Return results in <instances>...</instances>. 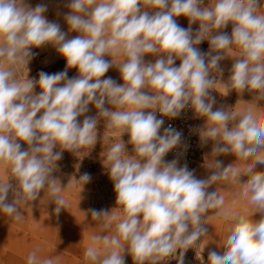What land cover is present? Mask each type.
Returning <instances> with one entry per match:
<instances>
[{
  "label": "clouds",
  "instance_id": "clouds-1",
  "mask_svg": "<svg viewBox=\"0 0 264 264\" xmlns=\"http://www.w3.org/2000/svg\"><path fill=\"white\" fill-rule=\"evenodd\" d=\"M66 7L68 31L78 33L71 39L46 18V5L33 8L26 0H0V63L7 65L0 66V162L11 166L14 178L0 182V212L19 219L18 203L36 201L47 188L58 214L65 200L52 175L57 161L63 151L93 148L103 120L105 129H117L121 137L128 134L132 154L122 139L106 153L103 166L123 218L114 234L93 238L107 251L101 254L90 246L85 259L91 264H125L127 251L135 264H160L179 253L177 264H184V253L207 234L209 210L224 204L223 196L209 192V187L227 179L233 168L215 160L211 175L198 179L186 165L165 161L181 133L169 127L161 134L164 120L156 114L175 118L191 107L206 121L199 134L202 142H213L211 155L233 154L251 161L243 176L247 179L241 181L243 195L261 214L259 219L236 216L218 246L222 251H209L207 264H264V170H258L264 166V108L253 104L239 115L224 107L213 110L215 98L210 96L217 82L213 74L222 73L220 62L232 58L228 93L248 91L264 97L262 0H215L211 5L205 0H69ZM178 17L187 18L188 28L177 23ZM194 23L199 24L195 32ZM229 24L230 34L223 31ZM205 40L209 50L202 53L198 45ZM46 45L66 60L65 71L41 72L38 80L18 79V67H27L33 59L32 49ZM234 47L238 57L230 55ZM148 55L155 61L146 62ZM117 56L124 59L114 63ZM113 66L122 84L104 78ZM72 68L78 75L68 78ZM89 105L96 116L86 115ZM89 180L88 174L80 178ZM91 216L104 220L105 230L116 219L112 210L93 209ZM27 264H39L36 252L29 254Z\"/></svg>",
  "mask_w": 264,
  "mask_h": 264
},
{
  "label": "rangeland",
  "instance_id": "rangeland-1",
  "mask_svg": "<svg viewBox=\"0 0 264 264\" xmlns=\"http://www.w3.org/2000/svg\"><path fill=\"white\" fill-rule=\"evenodd\" d=\"M26 2L31 6L35 7L38 4L46 5L47 11L45 15L50 16L53 14L54 16L60 15L62 17L63 14H67L69 9L66 7L69 0H26ZM205 3L211 5L215 3V0H205ZM177 23L183 27L188 28V20L185 17H178ZM61 27L63 23H60ZM199 27L198 23H194L192 25V30L195 32ZM232 27H227L223 29V31L228 34L231 33ZM67 33V32H66ZM78 35L76 32H69L67 38L71 39L74 36ZM199 50L202 53H206L209 50L208 41H202L198 45ZM33 59L29 62L27 67L25 65H20L17 69V78L24 80L27 78L38 80L39 73L45 72L48 74H54L63 72L66 69V60L57 52L56 48L52 45L47 47L33 48ZM49 60L48 56L51 57ZM105 59H111L110 57H105ZM124 59L122 56L114 57V63H119ZM156 57L148 55L145 57V61L154 62ZM180 63L179 60L176 61V66ZM0 66L7 67L6 64L0 63ZM78 75L77 69L72 68L67 70V77L73 78ZM111 77L118 84H122L123 81L121 79L120 73L118 69L113 66L109 69V71L105 74L104 78ZM35 93H39L41 89L37 86L34 89ZM213 91V90H211ZM259 95L257 96V98ZM260 99V98H259ZM107 106V105H106ZM88 116H96L97 110L93 105H89V112L86 113ZM83 116L78 119L82 122ZM122 139L127 145V151L129 154H132L131 145L127 144L129 140V136L127 133L120 136V132L117 129H105L104 121L98 124V141L92 147H83L75 153L70 151H63L62 158L57 161V168L53 172V176L58 179L61 191L59 195L65 200L64 208H61V211L57 214L55 212V203L52 201L48 194L47 188L44 191H41L38 199L39 205H37L38 209H43L44 213L49 214L57 218L56 220L51 218L52 222H41L39 227L43 230L45 237L52 236L51 240L54 244L56 255H52V249L47 251L44 250L43 255L39 256V262H43L47 259L55 260L57 264H90L91 262L85 259V251L89 247L87 244V237L92 235L93 237L99 235H112L115 233V225L119 222L120 219L123 218V211L120 206L116 205V193L114 191V185L111 179L109 178V174L107 172V168L103 166V162L106 156L108 149L117 142H120ZM27 145L22 144V150H26ZM59 148L55 149L58 151ZM166 162H171L172 160H165ZM179 166V163L177 165ZM88 174L90 176V180L86 183L80 181V178L84 175ZM12 173L10 172L7 176L5 182H9L13 180ZM84 183V184H83ZM10 197L13 199L11 193H9ZM107 210L111 211L112 214L116 217L115 220H112V227L110 229H103L102 225L104 220H95L91 216V210ZM21 211L20 214H22ZM26 217V214H25ZM111 219V218H109ZM28 220V219H27ZM23 217L16 220L13 218V221L16 223V227L18 232L23 229L22 232L27 234V240L29 241H40L35 238V229L36 226L32 221H27ZM21 227V229H20ZM35 227V229H34ZM3 235V233H1ZM54 237V238H53ZM16 243L22 242V239H15ZM49 241V243H51ZM94 241V239L92 240ZM5 240L0 238V243L3 244ZM34 242V243H35ZM199 242V241H198ZM198 242L189 248L184 253V264H202V260L204 264H207L206 256L200 254L198 252ZM32 249L33 252L39 254L38 250L35 247ZM102 243V245H100ZM96 243L95 246L98 250L103 254L107 249H105L103 242ZM123 243V242H122ZM103 247V250L101 248ZM63 249V250H62ZM61 252V253H60ZM65 253V254H64ZM169 256L160 261V264H177L176 255ZM201 259H198L199 257ZM28 259V256H26ZM27 259L23 255L19 254H10L3 255L0 253V264H26ZM125 264H135L132 259V256L125 251L124 253ZM145 264H152L151 261H146Z\"/></svg>",
  "mask_w": 264,
  "mask_h": 264
},
{
  "label": "crops",
  "instance_id": "crops-1",
  "mask_svg": "<svg viewBox=\"0 0 264 264\" xmlns=\"http://www.w3.org/2000/svg\"><path fill=\"white\" fill-rule=\"evenodd\" d=\"M262 3H264V0H262ZM259 11L264 12V7H262ZM65 15L66 14H63L62 17L60 15L54 16L53 14H50V16H45L49 21L56 22L59 25L62 22L63 26L61 27L60 25V28L63 32H67L68 34V25L64 20ZM47 46L49 45L43 47ZM230 55L232 57H238L239 50L234 47ZM50 56L51 57L48 56V60L50 58L52 59L53 55L51 54ZM232 63V58H226L222 60L220 62V67L223 69V72L220 74H215L217 79V82L214 85L215 90L210 92V96L215 98L213 110L224 107L228 108L230 112H234L239 115L253 104L259 105L261 108H264V97H260V99L257 98V96L259 95L257 92L250 93L248 91H245L243 95H240L235 91H231L228 93V90L226 88V81L228 80V77L230 75ZM205 123V119L202 118L200 122L201 128L204 127ZM212 147V141L204 143L200 140V154L198 163L193 172L194 176L198 179H206L208 176H210L213 171L210 168L215 167V160L221 162L222 167L233 165V168L229 172L227 179H221L215 182L208 189L209 192L216 190L220 196H223L224 204L221 209L209 210L207 219L205 221L206 225L204 226L207 229V234L202 236L201 240L198 242V252L206 256L207 260L209 251H222V249L218 246L223 245L227 235L230 233L233 227L234 218L236 216L245 215L253 219H259L261 215L260 213H256L258 209L249 205L247 198L243 195V184L241 183V181L247 179V177L243 176L248 163H250L251 161L236 157L233 154H222L215 157L214 155H211ZM10 169V165L0 162V182H5L7 176L11 172ZM258 170H264V166H258ZM11 201L12 198L9 195L8 202ZM39 202V199L33 202L29 201L27 203L20 201L17 205L19 208V219L20 217H23L25 220L28 219L29 221H32L36 226V229L34 227L36 233L35 238L36 240L40 239V241L37 242H28L27 234L25 232H22L23 229L18 232L16 223L13 221V217L7 216L3 212H0V238L3 237V239L5 240L3 244L0 243L1 254H19L23 255L27 259L26 256H29V254L33 252L32 249L34 248V242L36 249H39V254L37 255H43L45 249L47 251L52 249V255L57 254L55 252V246L53 242L51 240H49L51 241V243L47 241L48 239L52 238V236L46 237V235L48 234H45L44 237L42 235V233L44 234V232L39 227V224L41 222H52L51 218H53L54 216L44 213L43 209H38L39 207L37 205H39ZM21 211H23L22 214H20ZM217 212H220V214L217 215ZM54 219L56 220L57 218L54 217ZM1 233H3V235ZM93 238L94 237L92 235L87 237V239L89 240L87 241V244H90L89 247L93 246L96 243H101V241H92ZM15 239H22V242L16 243L14 241ZM100 245H102V243ZM101 250H103V247L101 248ZM37 258L39 262L40 257L38 256ZM39 264H42V262H39ZM53 264H57L55 260H53Z\"/></svg>",
  "mask_w": 264,
  "mask_h": 264
},
{
  "label": "built area",
  "instance_id": "built-area-1",
  "mask_svg": "<svg viewBox=\"0 0 264 264\" xmlns=\"http://www.w3.org/2000/svg\"><path fill=\"white\" fill-rule=\"evenodd\" d=\"M228 27H232L231 24ZM215 77V73L213 74ZM211 92V91H210ZM157 118L163 119L164 124L160 130L163 134L164 129L171 127L181 133L179 144L165 156V160H176L180 167L187 166L188 170L194 172L199 160V143L202 117H198L191 107H186L177 117H162L157 112ZM132 151V146H131Z\"/></svg>",
  "mask_w": 264,
  "mask_h": 264
}]
</instances>
